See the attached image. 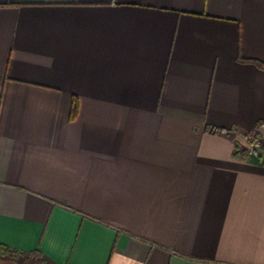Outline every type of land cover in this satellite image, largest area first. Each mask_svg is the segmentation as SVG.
<instances>
[{
    "label": "crops",
    "instance_id": "0c3cea01",
    "mask_svg": "<svg viewBox=\"0 0 264 264\" xmlns=\"http://www.w3.org/2000/svg\"><path fill=\"white\" fill-rule=\"evenodd\" d=\"M247 60L264 62V0H0L3 257L264 264Z\"/></svg>",
    "mask_w": 264,
    "mask_h": 264
},
{
    "label": "trees",
    "instance_id": "16d2710c",
    "mask_svg": "<svg viewBox=\"0 0 264 264\" xmlns=\"http://www.w3.org/2000/svg\"><path fill=\"white\" fill-rule=\"evenodd\" d=\"M250 62L255 63L259 68L264 70V62L263 61H259V60H247ZM78 112V101L74 100L73 103V109H72V113H71V118H75ZM261 122L258 124V127L261 126ZM257 138H258V133L255 135V139L254 141L250 140V143H256L257 142ZM0 252H2L3 254H10L12 256H15L18 254L17 251L12 250L10 247L5 246V245H0Z\"/></svg>",
    "mask_w": 264,
    "mask_h": 264
},
{
    "label": "rangeland",
    "instance_id": "374dc122",
    "mask_svg": "<svg viewBox=\"0 0 264 264\" xmlns=\"http://www.w3.org/2000/svg\"><path fill=\"white\" fill-rule=\"evenodd\" d=\"M6 255V254H3L2 252H0V264H28L26 261H15V260H12L10 258H4L3 256ZM10 255V254H9ZM17 256V255H15ZM15 256H12V257H15Z\"/></svg>",
    "mask_w": 264,
    "mask_h": 264
}]
</instances>
